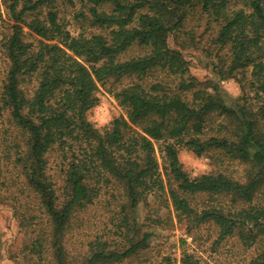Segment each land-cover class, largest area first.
Here are the masks:
<instances>
[{
  "label": "trees",
  "instance_id": "obj_1",
  "mask_svg": "<svg viewBox=\"0 0 264 264\" xmlns=\"http://www.w3.org/2000/svg\"><path fill=\"white\" fill-rule=\"evenodd\" d=\"M63 2L74 9L77 33L55 0H2L11 24L0 43L7 61L0 189L32 233L29 253L38 264H73L67 232L84 229L102 195L116 208L114 234L121 238L88 241L80 264H109L148 248L151 233L139 228L138 209L154 197L170 201L180 221L213 223L216 242L237 237L251 247L263 238L264 0ZM198 13L218 26L217 79H197L169 42ZM134 48L140 51L129 55ZM229 78L240 84L239 95L222 87ZM110 79L127 80L113 93L126 116L98 129L87 112L99 102V84ZM181 148L196 156L222 153L244 171L191 177ZM199 194L206 196L200 205ZM170 260L163 255L156 264ZM179 264L202 263L182 249ZM249 264H264V250Z\"/></svg>",
  "mask_w": 264,
  "mask_h": 264
},
{
  "label": "rangeland",
  "instance_id": "obj_2",
  "mask_svg": "<svg viewBox=\"0 0 264 264\" xmlns=\"http://www.w3.org/2000/svg\"><path fill=\"white\" fill-rule=\"evenodd\" d=\"M63 1L55 0L58 8L65 12L67 28L71 33H77L79 27L72 17L74 9L70 5H64ZM9 24H11L10 16L0 0V43L9 31ZM217 30L218 26L215 23H212L206 15L198 13L189 16L179 31L169 38L171 46L180 47L188 61L190 73L200 81L218 78L215 69L222 62L216 56L219 52L214 44ZM139 51L137 48L131 49L129 55H134ZM6 68L7 61L0 47V78ZM126 82L127 80L120 83L110 79L99 84L96 92L99 102L87 112V118L96 128L102 129L109 125L113 118L126 116V109L113 95L114 91ZM221 85L233 96L241 93L240 84L234 78L222 80ZM6 125L5 121H0V154L3 151L4 140H7ZM179 159L183 169L191 177L214 169L225 171L235 177L242 175L244 171L243 165L238 161L227 160L224 154L216 151L196 156L191 151L181 148ZM4 164L7 165V178L12 179L11 165ZM7 183L11 184L8 181ZM9 197V192L0 189V264H38L36 256L29 253L32 233L28 228L20 226ZM101 198V202L96 201L94 206L89 207L85 222L81 226L84 229L78 231V228L72 226L67 232L65 245L73 264H80V254L87 249L88 241L95 237L110 238V241L121 238L114 234L117 221L114 220L113 215L116 208L109 198H106V195H102ZM205 199L204 194L195 197L199 205ZM154 215H159L160 220L152 222L150 219L153 218L150 217ZM138 223L142 232L151 233L148 248L109 264H156L163 255L170 257V264H179L182 249H187L200 257L202 264H249L253 257L264 250V237L251 247L242 245L237 237H229L216 242L218 231L213 223L206 222L196 225L188 221H180L170 201L161 198H149V207H139ZM112 245L115 243L113 242Z\"/></svg>",
  "mask_w": 264,
  "mask_h": 264
}]
</instances>
